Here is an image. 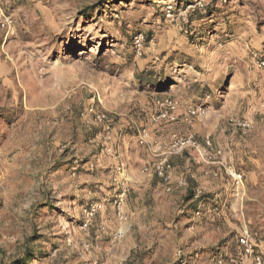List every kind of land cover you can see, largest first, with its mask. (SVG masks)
Wrapping results in <instances>:
<instances>
[{
	"label": "rangeland",
	"instance_id": "374dc122",
	"mask_svg": "<svg viewBox=\"0 0 264 264\" xmlns=\"http://www.w3.org/2000/svg\"><path fill=\"white\" fill-rule=\"evenodd\" d=\"M262 59L264 0H0V264H254L245 229L264 261ZM166 98L175 122L154 120ZM173 135L195 147L167 184ZM207 141L239 185L203 162Z\"/></svg>",
	"mask_w": 264,
	"mask_h": 264
},
{
	"label": "built area",
	"instance_id": "2783aa9c",
	"mask_svg": "<svg viewBox=\"0 0 264 264\" xmlns=\"http://www.w3.org/2000/svg\"><path fill=\"white\" fill-rule=\"evenodd\" d=\"M13 25V20L10 18L5 19L1 23V27L4 29H10ZM134 46L135 49L138 51V53L141 54L142 48H143V35H137L134 38ZM258 66L260 68H264V59L260 60L258 63ZM156 107H157V114L156 117H154L155 121H168V122H175L177 121V115L176 111L179 107V102L172 98H166V99H160L156 100ZM206 111L204 109H195L193 107H190L187 110V114L184 117V120L188 123H193L194 119L197 117H200L204 115ZM261 114L264 117V100L261 106ZM86 115H92L93 120L98 123L102 124L104 127V130L107 132H111L113 130V123L110 119V116L105 112H100L95 109L94 106H91L88 108L84 113L83 116ZM235 127H238L239 129L243 130L244 132L249 131L252 128V123L249 121H243V122H234ZM145 142V140H142V143ZM194 141L191 137H182L179 135H173L171 139V143L168 147V151L163 153L161 157L160 164L156 167V172L159 177H161L165 183L169 184L172 175L169 172L170 165H169V156H179L185 153L188 149L194 148ZM161 149V148H159ZM199 156L208 165H221L223 169H225L227 175H229L235 184H240L242 182V174L236 173L234 170H232L231 166H227L226 161L224 160V153L222 150L214 147L211 143V141H207L206 146L203 150L199 151ZM124 169V164L121 163L117 170L118 173H121ZM213 176H218V173H211ZM179 184L181 186H186V181H180ZM171 189L168 188V191ZM128 190L123 185L122 192L117 196V198L114 201V205L119 209V216L122 218L123 214L121 212V206L125 202L126 196H127ZM202 194V191L200 189H197L195 191V198H200ZM103 208V204H95L90 206L89 208L85 209V214L87 217V221L84 223V228L88 227L89 220L92 219L98 212H100ZM197 215H200V212L196 213ZM239 244L243 250V253L247 257H251L254 264H264V261L261 256L257 255L255 253L254 243L250 237L249 231L247 229L244 230V232L241 234V237L239 239Z\"/></svg>",
	"mask_w": 264,
	"mask_h": 264
},
{
	"label": "trees",
	"instance_id": "16d2710c",
	"mask_svg": "<svg viewBox=\"0 0 264 264\" xmlns=\"http://www.w3.org/2000/svg\"><path fill=\"white\" fill-rule=\"evenodd\" d=\"M20 262H21V264H22V263H26L25 261H20Z\"/></svg>",
	"mask_w": 264,
	"mask_h": 264
}]
</instances>
